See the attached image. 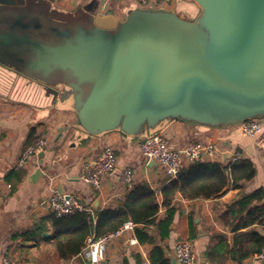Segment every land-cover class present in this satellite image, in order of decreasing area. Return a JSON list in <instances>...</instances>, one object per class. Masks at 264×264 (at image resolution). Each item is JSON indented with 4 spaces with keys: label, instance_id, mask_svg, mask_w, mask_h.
I'll list each match as a JSON object with an SVG mask.
<instances>
[{
    "label": "water",
    "instance_id": "water-1",
    "mask_svg": "<svg viewBox=\"0 0 264 264\" xmlns=\"http://www.w3.org/2000/svg\"><path fill=\"white\" fill-rule=\"evenodd\" d=\"M191 1L137 7L125 19L89 12L61 26L49 1L0 0V81L42 86L91 135L140 137L167 119L222 128L264 117V0Z\"/></svg>",
    "mask_w": 264,
    "mask_h": 264
},
{
    "label": "crops",
    "instance_id": "crops-1",
    "mask_svg": "<svg viewBox=\"0 0 264 264\" xmlns=\"http://www.w3.org/2000/svg\"><path fill=\"white\" fill-rule=\"evenodd\" d=\"M39 1H49L56 10V24L61 23V26L67 19L89 12L104 14L112 10L118 18L125 19L127 12L137 8L134 0L107 3L104 0ZM184 1L177 2L173 9L194 5L189 3L191 0ZM38 18L35 22L43 23L42 17ZM27 80L19 77L8 83L0 81V264H4L5 255L11 260H33L38 264H87L83 250L69 259L60 258L52 240H49L53 233L51 228L36 236L29 233L51 213L46 206L50 193L54 189L71 193L93 210L119 204L128 190V185L121 180L125 166L133 169L135 183L146 182L158 191L170 179L160 166L146 160L139 151L145 132L140 137L125 135L120 130L91 135L82 129L76 112L70 106L53 102L52 96L46 95L42 86ZM261 119L264 123V117ZM152 132H162L179 149L190 141H200L239 151L242 159L251 160L256 167L253 179L245 181L240 188L228 186L218 197L185 199L176 196L174 205L177 212L170 235L163 241L166 257L167 252L172 253L177 241L190 240L199 264H264V260L254 257L258 252L250 251L242 259L235 258L232 252L237 234L255 230L264 236V224L260 222L235 229L241 214L245 216L249 209L264 205V159L257 147L258 137L244 135L239 125L214 128L179 119H167ZM40 138L48 140L47 148L17 168L22 152ZM106 145L115 148L118 164L104 177L102 187L95 189L82 179V170ZM221 158L219 155L220 161L211 159L203 162L228 164L221 162ZM259 189L263 191V197L241 210L239 201ZM159 215L164 218L166 209L161 208ZM133 235V232H128L110 242L103 255L104 264H142L144 261L151 264L153 244L132 246L129 238ZM249 247L247 240L243 253ZM212 250L218 260L210 258Z\"/></svg>",
    "mask_w": 264,
    "mask_h": 264
},
{
    "label": "trees",
    "instance_id": "trees-1",
    "mask_svg": "<svg viewBox=\"0 0 264 264\" xmlns=\"http://www.w3.org/2000/svg\"><path fill=\"white\" fill-rule=\"evenodd\" d=\"M255 175L256 167L249 159L229 164L195 161L184 165L177 177L171 179L159 191L146 182L134 183L128 186L126 194L115 207L94 208L93 213L82 211L64 216L50 213L29 233L36 236L51 228L53 233L49 240H52L60 258L69 259L83 250L88 237L104 236L115 231L126 221L132 220L143 225L135 231L139 242L153 244L151 264H170L163 241L170 235L177 212L174 205L175 197L178 195L185 199L218 197L228 186L240 188L245 181L253 179ZM262 197L263 191L256 190L239 201L241 210H244L248 203ZM161 208L166 209L164 218H160L159 215ZM256 222L264 224V205L249 209L245 216L241 214L240 223L235 225V229ZM151 226L153 228L150 229ZM236 238L232 252L237 259L244 258L250 251L260 252L264 248V236L255 230L237 234ZM247 240L251 247L243 253ZM209 255L211 259L218 260L215 251H210Z\"/></svg>",
    "mask_w": 264,
    "mask_h": 264
},
{
    "label": "built area",
    "instance_id": "built-area-1",
    "mask_svg": "<svg viewBox=\"0 0 264 264\" xmlns=\"http://www.w3.org/2000/svg\"><path fill=\"white\" fill-rule=\"evenodd\" d=\"M106 3L114 0H104ZM137 7L143 9H166L173 10L174 5L179 0H134ZM181 1V0H180ZM242 133L250 137H258L257 147L264 159V123L261 119L255 118L239 125ZM48 140L40 138L32 145L28 146L21 154L17 168H21L27 160L42 151L48 146ZM139 151L148 161H153L160 166L169 179H174L179 174L185 164L195 161L218 160L222 155V161L235 163L243 158L239 151H231L229 148L200 141H190L183 149L175 147L162 132H151L139 143ZM227 156V160H226ZM225 158V160H223ZM220 161V159L218 160ZM118 164V156L112 145H106L93 162H88L83 166L82 179L95 189L102 187L104 177L113 171ZM121 180L125 185L131 186L135 183V173L130 166H125L121 171ZM46 206L51 213L56 216L72 215L76 212L87 211L93 213L92 208L78 196L71 193H63L54 189L46 200ZM138 227H143L132 220H128L115 231L104 236L87 238L83 251L87 256V264H104L103 255L107 246L128 232L134 235L129 238V244L138 246L140 244L135 231ZM153 226L149 227L152 228ZM174 254L178 264H199V258L195 247L190 240H179L174 246ZM258 260H264V248L254 256ZM4 264H38L33 260H11L7 255L3 257ZM142 264H147L146 261Z\"/></svg>",
    "mask_w": 264,
    "mask_h": 264
},
{
    "label": "rangeland",
    "instance_id": "rangeland-1",
    "mask_svg": "<svg viewBox=\"0 0 264 264\" xmlns=\"http://www.w3.org/2000/svg\"><path fill=\"white\" fill-rule=\"evenodd\" d=\"M180 1V0H179ZM178 1V2H179ZM183 1V3L185 2L184 0H181V2ZM136 3V2H135ZM189 3H191L192 4V1H190ZM137 46H139V45H137ZM137 49H138V47H136V48H134V50L132 51V59L133 60H135V59H137L138 57H139V55L138 54H136V52H137Z\"/></svg>",
    "mask_w": 264,
    "mask_h": 264
}]
</instances>
